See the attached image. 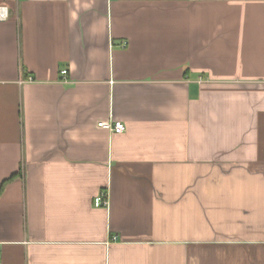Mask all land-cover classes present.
Returning <instances> with one entry per match:
<instances>
[{"label": "crops", "instance_id": "crops-1", "mask_svg": "<svg viewBox=\"0 0 264 264\" xmlns=\"http://www.w3.org/2000/svg\"><path fill=\"white\" fill-rule=\"evenodd\" d=\"M0 5V264H264V0Z\"/></svg>", "mask_w": 264, "mask_h": 264}, {"label": "built area", "instance_id": "built-area-1", "mask_svg": "<svg viewBox=\"0 0 264 264\" xmlns=\"http://www.w3.org/2000/svg\"><path fill=\"white\" fill-rule=\"evenodd\" d=\"M8 18V8L5 5H0V21H4ZM67 73L66 70H62L61 74L65 75ZM98 126L110 129L111 131L115 133H122L125 130L124 124L120 121H115L114 123L109 122H99L97 123ZM108 200L106 193L104 191L98 193L93 198V205L94 207H103L107 206Z\"/></svg>", "mask_w": 264, "mask_h": 264}]
</instances>
